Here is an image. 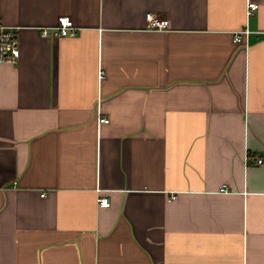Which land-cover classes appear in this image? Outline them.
<instances>
[{
	"label": "crops",
	"instance_id": "0c3cea01",
	"mask_svg": "<svg viewBox=\"0 0 264 264\" xmlns=\"http://www.w3.org/2000/svg\"><path fill=\"white\" fill-rule=\"evenodd\" d=\"M63 16L77 36L41 35ZM0 21L21 50L0 264H264V0H0Z\"/></svg>",
	"mask_w": 264,
	"mask_h": 264
},
{
	"label": "built area",
	"instance_id": "2783aa9c",
	"mask_svg": "<svg viewBox=\"0 0 264 264\" xmlns=\"http://www.w3.org/2000/svg\"><path fill=\"white\" fill-rule=\"evenodd\" d=\"M256 3H249L248 15L252 14L257 9ZM150 28L153 30H166L169 27V21L167 19H160L155 17L153 14H147ZM81 30L80 27L76 26L74 22L68 16L60 17L58 23L52 27L41 28V35L45 38L50 36H61V37H75ZM20 28L17 26H8L0 21V63H11L16 64L20 58V39H19ZM242 40V34L235 36V41L240 42ZM103 76V72L100 71V77ZM100 122H109L108 118L100 117ZM257 163H262V158L256 159ZM172 199H176L177 195H172ZM100 206H109L108 197L98 198Z\"/></svg>",
	"mask_w": 264,
	"mask_h": 264
}]
</instances>
